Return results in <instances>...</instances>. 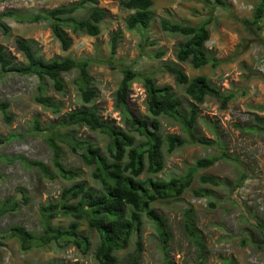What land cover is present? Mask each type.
Segmentation results:
<instances>
[{
	"label": "rangeland",
	"instance_id": "374dc122",
	"mask_svg": "<svg viewBox=\"0 0 264 264\" xmlns=\"http://www.w3.org/2000/svg\"><path fill=\"white\" fill-rule=\"evenodd\" d=\"M77 1L80 0H0V13L13 11L34 15ZM152 1L153 19L145 31L126 30L124 20L131 12L121 10L117 0H98L97 7L107 12L101 24V34L90 38L73 35L65 29L72 42L66 52L61 50L48 23H19L13 18L4 19L10 32L7 36L0 32V45L18 62L22 61V57L15 49L16 38L33 42L39 56L46 61L66 57L89 60V76L99 92L94 102L99 115L135 136L124 124L126 118L114 107V95L122 77L120 69L131 68L136 73L150 75L158 86H170L182 101H186L184 88L178 87L174 78L162 68L164 63L178 64L174 50L183 38L163 33L159 21L163 19L170 23L196 26L212 18L206 48L217 66L209 64L194 70L188 64L178 65L189 78L206 76L222 94L232 95L224 108L218 100L207 97L198 107L199 116L194 130L198 137L217 140L231 159L221 160L200 171L181 197L157 201L152 205L167 223L170 234L167 255L161 249L154 226L144 218L138 264H164L165 261L169 264H264V134L257 129H245L255 126L254 116L264 119V24L259 30L250 23L258 0H224L225 9L216 7L212 0L207 4L197 0ZM92 8L87 5L74 17L84 19ZM114 34L119 36L118 47L110 58L109 40ZM160 51L165 55L156 59L154 56ZM76 77L75 71L64 74L65 92L58 94L47 81L40 90V83L33 76L0 73V103H9L7 114L12 117L11 123L6 124L0 112V155L4 158L0 162V203L7 198L17 199L20 203L15 213L0 219V264H96L93 250L98 237L86 223H81L77 232L80 238L87 237L91 243L86 254L74 246L63 250L50 246L21 252L15 239L3 236L14 225L40 235L43 231L40 206L56 202L62 189L69 185L53 168L52 150L45 135L49 134V127L55 125L58 117L37 104L35 97L43 95L49 98L54 105L61 107L60 115L77 110L82 103L73 83ZM145 98L142 82H134L127 104L130 117L151 120ZM157 120L162 135L185 138L179 125L163 117ZM34 126H37V131L33 130ZM73 134L78 140L90 141L105 152L108 142L105 136L87 128H76ZM135 139L136 142L142 141L139 136ZM60 146L63 166L80 170V181L96 187L90 179L91 170L84 167L78 155H74L64 144ZM218 154L216 147L187 145L167 156L164 170L153 178L164 181L179 178L196 160ZM23 161L46 165L55 179L43 178L36 168L25 166ZM201 175L212 176L218 184L201 187L198 182ZM201 188L209 190L211 195L203 193L195 197L194 192ZM189 208H192L198 245L185 229L183 215ZM69 223V219L59 217L52 221V226L65 229ZM136 251L137 245L133 240L127 250L116 254L119 264H131V257Z\"/></svg>",
	"mask_w": 264,
	"mask_h": 264
},
{
	"label": "trees",
	"instance_id": "16d2710c",
	"mask_svg": "<svg viewBox=\"0 0 264 264\" xmlns=\"http://www.w3.org/2000/svg\"><path fill=\"white\" fill-rule=\"evenodd\" d=\"M117 1L121 10L131 12L124 20L126 30L137 32L149 28L153 19L152 0ZM197 1L206 4L209 2V0ZM212 3L216 7L226 8L224 0H212ZM87 5L93 7L89 14L84 19H76L74 14L85 9ZM97 6L98 0H80L65 7L43 10L34 15H21L7 11L0 13V32L4 36L10 32L4 22L5 18H13L19 23L46 22L52 35L60 44L61 50L66 52L71 48L72 42L65 29H69L73 35L90 38H96L101 34V24L107 12ZM211 22L212 18H209L196 26H189L170 23L163 19L159 21L160 30L163 33L183 38L176 44L174 50L178 64H188L194 70L202 69L209 64L212 67L217 66L206 48L210 37L208 26ZM250 23L256 25L257 29H262L264 0H258ZM118 37V34H114L109 40L110 58L116 53ZM14 45L22 61H16L0 45L1 74L33 76L39 81L40 90L41 85L47 81L51 84L53 91L62 94L65 92L62 76L75 71L77 77L73 83L77 87L82 107L60 115L61 107L54 105L49 98L43 95L35 97L37 104L51 110L58 117L55 125L49 127V134L45 135L52 150L53 168L61 179L69 182V185L62 189L56 202L40 206L39 213L43 227L40 235L29 232L22 226L14 225L9 227L3 236L7 239H15L21 252L50 246L63 250L74 246L86 254L90 250L91 243L87 237L80 238L77 234L80 224L86 223L98 237L93 250L96 264H119L116 254L127 250L133 240L137 245V251L132 255L130 262L138 264L141 253L140 234L145 218L154 226L161 249L167 255L170 241L167 223L152 205L157 201L181 197L191 187L200 171L211 168L221 160L231 159L217 140L198 137L194 130L199 116L198 107L207 97L218 100L224 108L231 101L232 95L222 94L206 76L189 78L178 64L164 63L163 70L174 78L178 87L184 88L183 93L187 100L182 101L170 86H158L150 75L136 73L131 68H121L122 77L114 95V107L126 118L124 124L135 134L132 136L113 123L103 120L99 115L97 107L94 106L99 92L92 85L89 76V60L79 61L66 57L46 61L39 56L33 42L16 38ZM164 55L165 52L160 51L154 57L161 59ZM109 66L112 67L110 64ZM136 81L142 82L145 89V105L151 120L130 117L127 111L131 86ZM8 108V102L0 103V112L6 124L12 121V117L7 114ZM161 117L179 125L185 138L172 134L162 135L160 123L157 120ZM253 119L255 126L245 129L252 131L257 129L264 134V119L257 116ZM76 128H87L91 132L105 136L108 139L105 152L90 141L78 140L73 134ZM33 130L37 131V126H34ZM212 132L216 134L214 130ZM136 136L142 138V141L136 142ZM60 144H64L74 155H78L84 167L91 170L90 179L96 187L90 186L86 181H80L82 177L80 170H72L63 166ZM187 145L216 147L219 154L196 160L193 166L188 167L185 174L179 178H171L168 181L153 178L164 170L167 156ZM2 160L4 158L0 155V162ZM23 162L25 166L36 168L43 178L55 179L54 174L46 165L35 161ZM1 177L0 174V179ZM198 182L201 187L218 184L209 175H201ZM203 193L206 196L211 195L209 190L201 188L194 192V196L200 197ZM19 206L17 199H5L0 203V219L15 213ZM191 214L192 208L184 212L185 229L198 245V236L193 227ZM59 217L70 220L65 229L52 226V221ZM46 264L67 263L49 262ZM164 264L169 263L165 261Z\"/></svg>",
	"mask_w": 264,
	"mask_h": 264
}]
</instances>
